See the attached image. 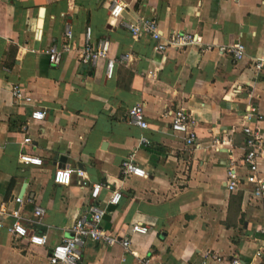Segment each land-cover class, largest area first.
Returning a JSON list of instances; mask_svg holds the SVG:
<instances>
[{
  "label": "crops",
  "instance_id": "1",
  "mask_svg": "<svg viewBox=\"0 0 264 264\" xmlns=\"http://www.w3.org/2000/svg\"><path fill=\"white\" fill-rule=\"evenodd\" d=\"M122 2L121 19L143 16L157 24L162 38L173 30L198 42L155 53L146 35L133 38L108 22L106 0H0L1 209L14 208L13 198L22 196L20 223L46 238L43 246L32 245L0 228V264H45L47 251L69 235L90 202V185L104 181H114L121 197L108 205V192L101 190L100 226L126 236L134 255L118 243L87 242L80 264H227L235 257L264 264V234L258 230L263 201L251 196L246 183L234 191L224 185L228 165L245 174L239 132L244 108L252 105L264 114V0ZM87 25L92 42L108 40L106 57L114 60L109 78L104 59L94 66L76 60ZM65 28L68 48L51 65L44 50L65 42ZM234 43L244 48L238 60L226 51ZM120 55L125 59L119 61ZM13 85L30 101L15 102ZM135 104L142 107L143 129L127 119ZM176 108L191 115L193 145L169 128L168 111ZM31 110L43 111V119H30ZM24 123L27 143L17 131ZM258 127L264 150V120ZM230 129V144L214 146ZM19 153L41 164H22ZM128 157L145 176L118 182L120 162ZM58 166L82 170L87 186L79 188L73 174L68 185L53 183ZM257 169L264 180V152ZM33 205L42 208L40 216H33ZM10 221L0 212V224ZM134 222L147 232L132 233ZM206 251L224 260L206 259Z\"/></svg>",
  "mask_w": 264,
  "mask_h": 264
},
{
  "label": "built area",
  "instance_id": "2",
  "mask_svg": "<svg viewBox=\"0 0 264 264\" xmlns=\"http://www.w3.org/2000/svg\"><path fill=\"white\" fill-rule=\"evenodd\" d=\"M106 7L109 23H118L122 28L127 30L129 35L133 38L146 35L152 41V50L155 53L163 54L167 48L181 49L187 45L198 42L193 34L173 30L169 31L167 35L162 38L157 24L152 19L143 16L135 17L132 22L121 19L122 12L125 8V4L122 0H106ZM63 35L65 37V42L63 41L59 46L51 44L44 50L47 60L51 65H57L61 59V55L68 48L66 39L69 38V31L67 28L64 29ZM107 50V38H99L92 42L91 28L87 25L83 29L82 44L77 50L76 60L80 64L94 66L99 59H104V76L109 78L112 73L114 60L106 57ZM226 51L231 55L233 60H238L243 56L244 48L242 44L234 43L230 45ZM124 59L125 57L123 55H120L118 58L119 61ZM260 65V62H257L254 66L258 69ZM10 94L15 102L30 101V98L24 96L17 86L13 85L10 88ZM168 115L170 117V130L183 134L185 145H193L195 134L192 130L193 120L190 113L182 108H176L168 111ZM43 117V111L31 110L29 113V118L33 120L40 121ZM127 119L129 123L141 129L146 127L142 107L139 104L132 105L127 110ZM263 120L264 114L259 113L252 105H247L244 108L239 122V132L241 134L244 150L241 157V164L245 169V174L242 177L238 176L235 168L228 165L225 170L224 185L227 191H234L237 189L238 185L246 183L250 187L251 196L254 199L263 201L262 215L264 216V180L258 176L257 169V160L264 152L263 137L258 127V123ZM17 131L23 135L21 140L22 143L30 142L29 137L25 136L26 123L20 125ZM230 132H232V129L225 132L224 137L214 139V146L221 147L222 145H229L231 139L228 135ZM141 141L146 142L143 138ZM17 160L22 164H41V160L38 157L28 153H19L17 155ZM72 174L75 176V183L79 188H85L87 186L83 171L77 168L72 169L67 166L55 167L52 173V182L57 185H68ZM133 175L144 177L145 173L131 161L130 157H128L120 162L118 182ZM111 184L112 187H110ZM115 184L114 181H104L102 183H92L90 185L88 191L90 202L83 207L82 211L73 221L69 229V235L62 238L47 251L45 264H80L81 256L87 242H95L104 246L118 243L121 245L123 251L134 255L133 252L128 250L129 239L126 236L122 237L106 233L100 226L105 211L99 205V194L102 189H105L108 192L105 203L108 205H116L121 197V193ZM26 201L29 203L32 202L30 198H26ZM21 203L22 196H15L13 198L15 207L5 212L1 209V206H5V204L0 202V212L4 214L7 213V215L11 217L9 224H0V228L4 229L12 239L20 238L24 239L28 244L43 246L46 243L45 235L35 234L20 223L18 205ZM42 211L40 206L33 205L32 212L34 217L40 216ZM258 230L264 234V222ZM130 231L132 233L143 234L147 232V226L139 222H134L130 226ZM259 255L260 251H257L256 256ZM203 256L213 261L224 260L220 255L209 253L208 251H206ZM225 261L227 264H243L242 261L236 257L225 259Z\"/></svg>",
  "mask_w": 264,
  "mask_h": 264
}]
</instances>
